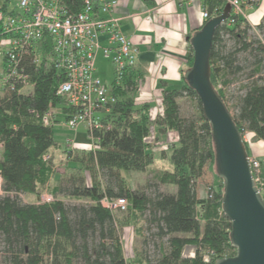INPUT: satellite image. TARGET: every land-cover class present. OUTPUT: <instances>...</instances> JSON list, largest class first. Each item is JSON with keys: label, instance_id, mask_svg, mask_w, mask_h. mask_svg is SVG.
<instances>
[{"label": "trees", "instance_id": "trees-1", "mask_svg": "<svg viewBox=\"0 0 264 264\" xmlns=\"http://www.w3.org/2000/svg\"><path fill=\"white\" fill-rule=\"evenodd\" d=\"M201 1L210 16L222 13L227 4L225 0ZM64 3L72 12L81 10L82 0ZM255 30L258 35L242 18L233 23L226 21L215 30L210 55L211 82L240 134L248 131L264 142V82L252 79L243 85L245 93L233 103L217 88L220 80L224 87L228 86L230 77L246 69L240 64V54L254 57L248 77L261 71L264 18ZM241 61H246L245 56ZM192 63L193 51L189 46L188 68ZM184 72L180 87H162L163 112L155 121L161 133L174 131L178 135L177 144L169 147L168 160L173 172L159 180L160 184L174 186L173 193L156 189L149 195L146 189L130 188L121 174L144 172L154 161L147 143L152 124L149 105L135 101L142 79L136 68L126 67L118 80L114 76L110 88L115 103L102 118L106 128L95 132L98 148L80 149L71 156L79 167H74L67 177V187L59 183L54 191L56 199L49 203H23L19 196H40L52 172L50 151L60 147L55 141L54 125H44L41 116L52 110L66 121L73 113L66 99L56 96L58 73L53 67L41 70L33 75L31 94L0 97V256L6 264H135L125 258L114 210L101 205L103 199L119 197L128 201L121 213L140 214L145 231L154 230L158 255L150 259L142 251L141 264H214L217 259L235 255L230 242L231 223L221 211V180L217 177L218 189L210 188L205 199L197 196V181L206 167L215 168V156L209 124L197 95L184 81ZM181 99L193 100V113H182ZM244 146L249 154L245 143ZM47 156L49 159H45ZM84 172L89 173L90 183ZM256 186L264 199V187ZM56 195L90 203L67 205ZM186 247L194 248L191 257L184 254Z\"/></svg>", "mask_w": 264, "mask_h": 264}, {"label": "built area", "instance_id": "built-area-1", "mask_svg": "<svg viewBox=\"0 0 264 264\" xmlns=\"http://www.w3.org/2000/svg\"><path fill=\"white\" fill-rule=\"evenodd\" d=\"M13 9L0 7V97L10 94L33 92V75L53 67L58 73L56 96L65 98L73 110L64 122L70 131L85 125L88 144H76L66 139L69 151L98 148L99 138L95 132L106 128L102 118L115 103L110 85L96 76L98 55L114 68L118 80L126 67L135 68L138 49L120 29L119 19L113 13L119 0H82L81 10L72 12L64 0H16ZM231 5L227 22L236 18L248 21L246 11L264 0H225ZM203 8V22L214 17ZM233 16V18H231ZM55 111L41 116L44 125H55ZM244 131L243 143L248 146V162L252 176L259 188L264 187L263 163L253 150L256 142H248ZM255 138V137H254ZM257 140V139H256ZM259 141V140H258ZM49 159V157H45ZM1 190V177H0ZM40 203H49L50 196L40 195ZM104 208L123 212L128 207L126 199H103Z\"/></svg>", "mask_w": 264, "mask_h": 264}, {"label": "water", "instance_id": "water-1", "mask_svg": "<svg viewBox=\"0 0 264 264\" xmlns=\"http://www.w3.org/2000/svg\"><path fill=\"white\" fill-rule=\"evenodd\" d=\"M231 13L226 4L222 13L207 20L186 38L193 51L192 66L184 81L197 95L214 147L215 173L223 186L222 213L231 223L230 242L234 256L214 264H264V199L256 186L240 131L211 82L210 55L215 30Z\"/></svg>", "mask_w": 264, "mask_h": 264}, {"label": "rangeland", "instance_id": "rangeland-1", "mask_svg": "<svg viewBox=\"0 0 264 264\" xmlns=\"http://www.w3.org/2000/svg\"><path fill=\"white\" fill-rule=\"evenodd\" d=\"M16 0H0V7L6 6L7 9H13L16 6ZM243 56H245L246 61H241ZM264 59V53L259 55ZM240 64L246 67L242 73L235 77L229 78V85L223 86L222 80L217 83V88L221 89L225 92L226 96L229 99V103H233L234 99L240 95L245 93V89L242 87L243 85H247L251 83L252 79H260L259 82H264V60L262 62L261 71L256 73L253 78L248 77V73L253 68L252 63L254 57L240 54L239 55ZM95 73L100 80L106 85H110L114 78V68L113 66L106 60L102 58V56L98 55L96 59V67ZM27 94H31V90L26 91ZM179 104L181 105L182 113L184 115L191 114L194 112V102L190 99H181L179 100ZM163 112V110H162ZM150 115V112H149ZM162 115V114H161ZM160 115V116H161ZM59 123L54 125V136L55 140L60 143V147H55L51 149V157H52V172L49 176V179L45 186L40 190L39 195L50 196L55 200V188L59 185L67 187L65 182L67 181V177L71 174L72 169L75 167H79V164H74L72 162V157L75 156L78 152L74 151L72 154L67 153L69 150L64 144V140L74 139L76 144H88L89 140H87L85 136V125L81 124L77 127L76 131H70L66 127L61 126L65 121L62 119L61 115L57 117ZM157 117L153 118L150 115V120L152 122L150 127V136L147 140L148 146L150 150L154 153V161L153 163L141 173L137 172H122V176L125 177V181L128 183L130 188L133 189H146V192L149 195L154 194L155 190L162 193H173L175 191L174 186L168 184H160L159 180L164 174L173 172V167L168 160L169 156V147L173 144H177L178 135L174 131H168V134H163V140H154L153 138V128L156 126ZM174 133V135L172 134ZM75 134V136H74ZM248 142H257L256 138L251 136L250 134H245ZM74 137V138H73ZM247 146V145H246ZM248 148V146H247ZM2 154V147L0 144V158ZM72 156V157H71ZM85 179L88 183H90V175L87 172L83 173ZM2 184V180H1ZM220 184V180L217 178L215 174L214 166L206 167L203 176L197 181L196 191L197 196L200 199H205L208 196V191L210 188L216 190ZM0 195L2 192L0 190ZM57 199L63 201L67 205H78V204H88L90 201L86 199H77L71 198L61 195H56ZM40 196H29V195H21L19 196L20 200L23 203H39ZM123 199L122 197H119ZM114 215L116 217L121 244L124 251V255L127 261L141 264L142 251L146 253L150 259H154L157 257V247L155 246V242L157 241L153 236L152 231H145V222L140 214L134 215L132 213H121L119 211H114ZM166 240H162V247H166ZM193 249L186 248L184 250V254L189 255L190 251ZM0 264H6L0 256Z\"/></svg>", "mask_w": 264, "mask_h": 264}, {"label": "crops", "instance_id": "crops-1", "mask_svg": "<svg viewBox=\"0 0 264 264\" xmlns=\"http://www.w3.org/2000/svg\"><path fill=\"white\" fill-rule=\"evenodd\" d=\"M202 10L201 0H119L113 13V17L119 19L123 34L138 49L135 68L142 74V79L135 101L139 105L148 104L153 118L162 114V87L178 88L182 85V73L188 68L189 44L186 38L202 26ZM246 14L248 24L258 35L255 27L264 18V2L248 8ZM152 134L154 140L164 138L157 125ZM253 150L264 165V142L257 140ZM186 248L193 249L187 255L191 257L194 248Z\"/></svg>", "mask_w": 264, "mask_h": 264}]
</instances>
